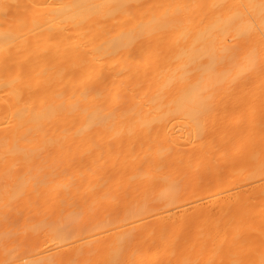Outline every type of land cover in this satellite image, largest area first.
<instances>
[{
  "label": "bare ground",
  "instance_id": "6f19581e",
  "mask_svg": "<svg viewBox=\"0 0 264 264\" xmlns=\"http://www.w3.org/2000/svg\"><path fill=\"white\" fill-rule=\"evenodd\" d=\"M0 264H264V0H0Z\"/></svg>",
  "mask_w": 264,
  "mask_h": 264
}]
</instances>
